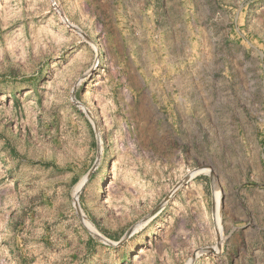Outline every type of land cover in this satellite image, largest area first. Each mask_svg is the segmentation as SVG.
Masks as SVG:
<instances>
[{"label": "rangeland", "instance_id": "1", "mask_svg": "<svg viewBox=\"0 0 264 264\" xmlns=\"http://www.w3.org/2000/svg\"><path fill=\"white\" fill-rule=\"evenodd\" d=\"M0 264H264V0H0Z\"/></svg>", "mask_w": 264, "mask_h": 264}, {"label": "bare ground", "instance_id": "2", "mask_svg": "<svg viewBox=\"0 0 264 264\" xmlns=\"http://www.w3.org/2000/svg\"><path fill=\"white\" fill-rule=\"evenodd\" d=\"M93 118H94V116H93Z\"/></svg>", "mask_w": 264, "mask_h": 264}]
</instances>
